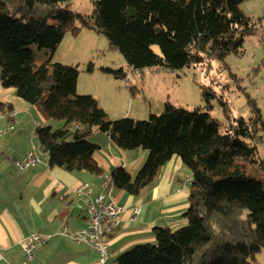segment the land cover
Returning a JSON list of instances; mask_svg holds the SVG:
<instances>
[{
    "label": "trees",
    "instance_id": "trees-1",
    "mask_svg": "<svg viewBox=\"0 0 264 264\" xmlns=\"http://www.w3.org/2000/svg\"><path fill=\"white\" fill-rule=\"evenodd\" d=\"M67 1L0 0L2 85L66 121L58 129H36L49 165L110 175L114 190L133 195L152 185L174 156L191 172L187 223L156 228L155 242L131 247L118 264H257L256 254L264 249V159L258 153L264 136L257 107L252 122L237 117L228 125L204 107L187 109L170 101L148 119L114 120L93 95L77 93L78 66L52 61L67 32L77 36L89 29L106 35L108 50L120 51L133 72L202 65L208 73L215 61L244 53L251 23L241 9L245 0H98L91 15L66 8ZM33 45L48 51L45 61L39 63ZM94 68L88 65L89 71ZM101 70L129 76L124 69ZM212 96L204 88L207 103ZM95 131L107 133L123 150L148 151L136 175L125 167L105 172L95 157L101 146L89 140Z\"/></svg>",
    "mask_w": 264,
    "mask_h": 264
},
{
    "label": "crops",
    "instance_id": "crops-1",
    "mask_svg": "<svg viewBox=\"0 0 264 264\" xmlns=\"http://www.w3.org/2000/svg\"><path fill=\"white\" fill-rule=\"evenodd\" d=\"M37 49L44 56L41 62L45 61L48 51ZM98 101L111 112L101 100ZM0 105H3L2 109L17 110L15 117L0 116V129L13 125V129L0 134V264H100L96 249L76 243L60 232L63 226L73 232L89 225L88 212L76 207L72 190L80 183L88 182L92 196L96 197L102 191L101 176L49 164L21 170L16 160L24 159L34 146H39L36 129L43 125L53 127L56 122L41 104L28 103L14 88L4 87L1 77ZM143 111L145 113V109ZM139 114L143 112L135 110L132 114L131 110L125 115L136 119L141 118ZM110 142L106 146L104 137L100 143L96 142L101 149L95 157L105 172L125 167L136 175L147 159L148 151L129 152ZM189 176L191 172L181 158L174 156L162 167L157 180L139 195L114 190L115 201L124 212L120 226L106 239L110 256L105 264H118V257L137 244L155 242L156 228L177 229L187 223L184 213L189 206ZM137 208H140L139 213H136ZM34 233L44 235L47 241L34 249L30 259L22 241Z\"/></svg>",
    "mask_w": 264,
    "mask_h": 264
},
{
    "label": "rangeland",
    "instance_id": "rangeland-1",
    "mask_svg": "<svg viewBox=\"0 0 264 264\" xmlns=\"http://www.w3.org/2000/svg\"><path fill=\"white\" fill-rule=\"evenodd\" d=\"M96 1L69 0L64 6L80 14L91 15ZM241 9L251 18L250 28L244 32V53H230L224 59L215 61L213 69L208 73L202 65L173 71L148 69L133 72L120 51L108 50L106 35L89 29H83L77 36L67 32L53 55V62L78 66L80 75L77 93L91 94L101 100L110 108L111 112L104 108L108 114L114 113L112 116L109 114L111 119H134L125 115L131 110L132 114L135 110L143 112L139 114L141 118L135 120L148 119L151 113L161 114L165 103L170 101L187 109L204 107L214 118L228 125L237 117L252 122L257 115L254 107H257L262 116L258 132L264 136V0H245ZM32 48L36 51L37 60L41 62L44 59L43 53L36 45ZM154 50L159 52V46L155 45ZM90 63L95 66L92 71L88 70ZM101 67L124 69L129 76L117 78L103 72ZM133 86L139 90L133 93ZM204 88L214 92L210 103L203 98ZM221 98L226 99L227 108H224ZM54 121V129L66 123L62 119ZM102 137L108 146L107 142L111 141L109 135L101 131H95L89 140L100 143ZM110 143L116 147L114 142ZM137 150L143 152L141 148ZM258 153L264 159V143H258ZM256 262L264 264V249L256 254Z\"/></svg>",
    "mask_w": 264,
    "mask_h": 264
},
{
    "label": "built area",
    "instance_id": "built-area-1",
    "mask_svg": "<svg viewBox=\"0 0 264 264\" xmlns=\"http://www.w3.org/2000/svg\"><path fill=\"white\" fill-rule=\"evenodd\" d=\"M16 115L17 110L14 108L0 110V116L2 117H15ZM11 129H13L12 124L6 129H0V134ZM16 164L21 170H27L38 164H49L48 151L40 146H34L24 159H17ZM101 186L102 191L96 197L92 196L91 186L88 182H82L72 190L76 207L88 212L89 225L84 229L73 232L67 226H63L60 233L70 237L76 243L85 244L96 249L99 252L100 264H105L110 256L106 239L114 234L120 226L124 208L115 201L114 187L110 175H103ZM139 211L140 208H137L136 213H139ZM46 241L47 237L34 233L22 241V246L28 257L32 259L34 249Z\"/></svg>",
    "mask_w": 264,
    "mask_h": 264
}]
</instances>
